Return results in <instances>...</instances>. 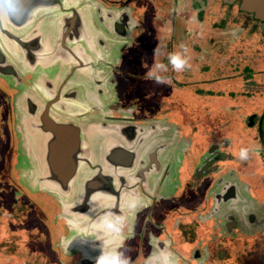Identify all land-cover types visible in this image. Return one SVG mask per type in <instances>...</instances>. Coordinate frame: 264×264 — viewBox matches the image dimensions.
Segmentation results:
<instances>
[{
    "label": "flooded vegetation",
    "instance_id": "flooded-vegetation-1",
    "mask_svg": "<svg viewBox=\"0 0 264 264\" xmlns=\"http://www.w3.org/2000/svg\"><path fill=\"white\" fill-rule=\"evenodd\" d=\"M75 1L0 0V264H264V0Z\"/></svg>",
    "mask_w": 264,
    "mask_h": 264
},
{
    "label": "water",
    "instance_id": "water-1",
    "mask_svg": "<svg viewBox=\"0 0 264 264\" xmlns=\"http://www.w3.org/2000/svg\"><path fill=\"white\" fill-rule=\"evenodd\" d=\"M17 1L22 2L24 0H6V2L4 4L8 5L10 8H13L16 5ZM35 1H36V3L33 4V0H25V2L27 4L25 6L30 7L31 5H38V4H44V3L51 4V5H56L57 4L58 6L60 5L59 8L61 7L62 12L65 11L67 13L70 12V14H75V11H74V9H75V10H77V13L79 15L81 14L80 10L74 6L75 3H76L75 0H35ZM251 1H252L251 3L256 2V0H251ZM25 6H21V7H25ZM9 13H11L10 16H9L10 20L14 21V20H17V19H25V9H23V10H12V11H9ZM79 19L82 20L81 17H79ZM14 24L21 25L22 23H18V22L14 21ZM44 37H45L44 40H46L47 44L48 43L51 44L50 41H53V40H50L49 36L47 37L45 35ZM58 40H57V42H58ZM68 41L70 42V40H68ZM68 41L65 42V43H63V41H62V45L68 43ZM29 44H30V42H29ZM25 46H26V42H25ZM25 49H26V47H25ZM62 54H67V53L63 51ZM86 191H87V188H86Z\"/></svg>",
    "mask_w": 264,
    "mask_h": 264
},
{
    "label": "rangeland",
    "instance_id": "rangeland-1",
    "mask_svg": "<svg viewBox=\"0 0 264 264\" xmlns=\"http://www.w3.org/2000/svg\"><path fill=\"white\" fill-rule=\"evenodd\" d=\"M150 52H151V49H150ZM155 56H156V52H154V50H153V57L155 58ZM150 66H152V67H154L155 68V64L154 63H152V61H153V59L150 57ZM195 60V59H194ZM195 63V62H194ZM153 64V65H152ZM158 66H156V69H158L159 67H160V64H157ZM182 90V92H183V89H181ZM185 91V90H184ZM176 92H180V91H176Z\"/></svg>",
    "mask_w": 264,
    "mask_h": 264
}]
</instances>
